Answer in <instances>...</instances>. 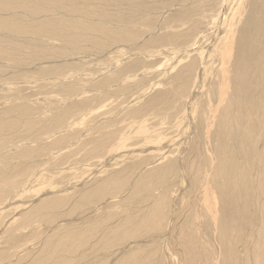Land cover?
<instances>
[{"label":"bare ground","instance_id":"obj_1","mask_svg":"<svg viewBox=\"0 0 264 264\" xmlns=\"http://www.w3.org/2000/svg\"><path fill=\"white\" fill-rule=\"evenodd\" d=\"M0 264H264V0H0Z\"/></svg>","mask_w":264,"mask_h":264}]
</instances>
